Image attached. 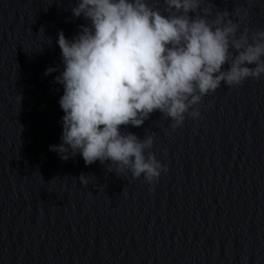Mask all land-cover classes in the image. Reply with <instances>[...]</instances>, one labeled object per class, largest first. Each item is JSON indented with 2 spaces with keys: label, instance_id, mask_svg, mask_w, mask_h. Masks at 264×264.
Returning a JSON list of instances; mask_svg holds the SVG:
<instances>
[{
  "label": "clouds",
  "instance_id": "1",
  "mask_svg": "<svg viewBox=\"0 0 264 264\" xmlns=\"http://www.w3.org/2000/svg\"><path fill=\"white\" fill-rule=\"evenodd\" d=\"M163 3L161 11L148 0H76L73 17L88 23L72 39L57 34L63 70L54 82L63 86L64 115L61 143L50 150L62 160L80 154L86 166L110 161L107 171L154 184L167 171L149 151L154 135L141 140L121 126L141 127L159 111L175 130L186 115L199 118L197 106L222 83L264 77V30L246 26L247 12L235 9L234 20L216 9L212 18L215 5L202 7L205 0ZM89 178L81 173L80 183Z\"/></svg>",
  "mask_w": 264,
  "mask_h": 264
}]
</instances>
